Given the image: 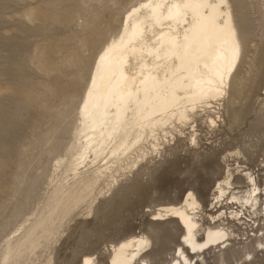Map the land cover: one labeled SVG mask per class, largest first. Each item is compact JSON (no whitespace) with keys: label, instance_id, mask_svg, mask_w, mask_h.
I'll return each instance as SVG.
<instances>
[{"label":"rangeland","instance_id":"1","mask_svg":"<svg viewBox=\"0 0 264 264\" xmlns=\"http://www.w3.org/2000/svg\"><path fill=\"white\" fill-rule=\"evenodd\" d=\"M130 1L0 0V261L6 241L31 213L29 224H38L32 236H41L38 246L33 253L20 250L10 264H81L85 255L108 264L111 246L130 234L146 233L153 249L163 230L178 241L174 223L154 225L149 231L157 206L178 202L188 189L206 205L211 186L227 170L224 157L237 149L244 158L227 159L229 167L235 169L238 161L241 170H259L258 182H263L264 72H256V61L246 58L231 87L233 99L225 100L221 111L225 122L214 129L198 122L197 146L187 137L189 129L183 128L176 144L172 141L159 155H148L114 187L102 184L94 192L96 200L71 209L61 204L54 208L53 166L58 156L68 155L95 59L111 32L119 31ZM229 3L243 55L254 52L250 41L257 45L256 54L263 52L264 0ZM27 12L34 15L30 21ZM77 190L75 185L72 191ZM236 232L240 236L229 248L234 252L231 263L264 264L260 250L253 258L244 255L253 237L246 240L243 227ZM218 251L207 254L211 264ZM172 253L163 260L168 262Z\"/></svg>","mask_w":264,"mask_h":264},{"label":"bare ground","instance_id":"2","mask_svg":"<svg viewBox=\"0 0 264 264\" xmlns=\"http://www.w3.org/2000/svg\"><path fill=\"white\" fill-rule=\"evenodd\" d=\"M33 16L25 14L28 21ZM250 42L251 57L243 55L229 0H131L119 31L111 32L95 59L68 155L58 156L53 166L54 208L61 204L71 209L96 200L94 192L102 184L114 187L148 155H159L172 141L176 144L183 128L189 129L187 137L197 146L198 122L212 129L225 122L221 111L225 100L233 97L231 87L244 60L256 61L254 70L264 72V45L256 54L257 45ZM247 68L246 72L252 69ZM230 116H237L235 104ZM233 157H243L241 150L224 157L227 170L211 186L206 205L188 189L178 202L157 206L149 231L154 225L174 223L178 241L163 230L153 249L146 233L130 234L111 246L108 264H211L206 256L214 249L219 251L212 264H232L234 252L229 248L241 227L242 236L254 240L244 255L264 253V180L258 182L259 170H241L238 161L231 169L227 159ZM75 185L78 190L73 193ZM239 186L245 190L239 191ZM32 216L6 241L0 264H10L20 250L33 253L37 248L41 236H32L38 228L29 224ZM171 251L170 260H163ZM81 264L97 263L85 255Z\"/></svg>","mask_w":264,"mask_h":264}]
</instances>
